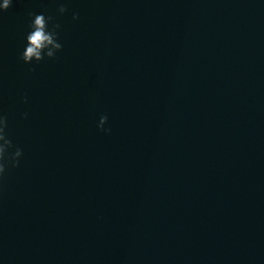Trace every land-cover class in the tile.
I'll return each mask as SVG.
<instances>
[{"label":"water","instance_id":"95a60500","mask_svg":"<svg viewBox=\"0 0 264 264\" xmlns=\"http://www.w3.org/2000/svg\"><path fill=\"white\" fill-rule=\"evenodd\" d=\"M65 2L62 50L36 66L28 13L57 0L0 14L23 150L0 242L22 264H264V0Z\"/></svg>","mask_w":264,"mask_h":264},{"label":"clouds","instance_id":"9594fccd","mask_svg":"<svg viewBox=\"0 0 264 264\" xmlns=\"http://www.w3.org/2000/svg\"><path fill=\"white\" fill-rule=\"evenodd\" d=\"M13 5V0H0V14L6 12ZM67 11L65 0H57L55 14L46 12L28 13L27 31L23 37V48L18 53V60L25 65H39L43 61L53 60L56 54L62 50L60 42L61 25L57 22V16H63ZM78 19L76 13L72 14V20ZM22 102L27 103V97H22ZM28 113L21 114V119H26ZM108 117L101 115L97 122V129L105 134L110 132L104 127ZM8 120L4 114H0V181L4 179L10 169L17 168L23 157V150L15 145L7 131Z\"/></svg>","mask_w":264,"mask_h":264}]
</instances>
